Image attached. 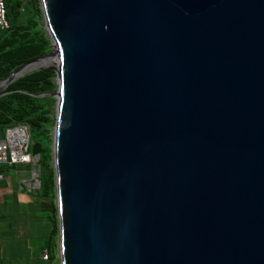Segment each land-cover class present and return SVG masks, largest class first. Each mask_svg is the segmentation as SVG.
<instances>
[{
  "label": "water",
  "instance_id": "95a60500",
  "mask_svg": "<svg viewBox=\"0 0 264 264\" xmlns=\"http://www.w3.org/2000/svg\"><path fill=\"white\" fill-rule=\"evenodd\" d=\"M38 1L58 264H264V0Z\"/></svg>",
  "mask_w": 264,
  "mask_h": 264
},
{
  "label": "trees",
  "instance_id": "16d2710c",
  "mask_svg": "<svg viewBox=\"0 0 264 264\" xmlns=\"http://www.w3.org/2000/svg\"><path fill=\"white\" fill-rule=\"evenodd\" d=\"M27 2L32 4L33 12L20 15L22 10L20 0H5L8 26L3 28L5 31L0 34V79L21 62L34 55L45 53L49 49V41L38 20L35 0H27ZM38 60L34 61V64ZM52 76L53 71L49 67L33 69L14 78L0 93V138L4 135L5 127L18 123H26L29 131L32 128L37 129V132L44 137L45 145L38 140L40 142L39 184L34 190L38 193L37 201L40 204L48 202L47 207L51 210L47 218L52 221V227L40 251L41 256L43 249L46 250L47 258L50 256L48 244L54 238L51 239L50 234L54 235L56 228L55 206L51 199L54 180L48 161L49 125L53 122L52 96L48 92L53 88ZM17 164L0 163V173L2 175L7 173ZM25 164L29 169L30 162Z\"/></svg>",
  "mask_w": 264,
  "mask_h": 264
},
{
  "label": "rangeland",
  "instance_id": "374dc122",
  "mask_svg": "<svg viewBox=\"0 0 264 264\" xmlns=\"http://www.w3.org/2000/svg\"><path fill=\"white\" fill-rule=\"evenodd\" d=\"M21 2V1H20ZM37 14H38V20L40 25L42 26V16L40 11V5L39 1L35 0ZM20 15L23 14H31L33 11L32 4L30 2H24L20 5ZM43 28V27H42ZM5 31L3 28H0V34ZM44 31V30H43ZM45 34V33H44ZM41 59L38 60V63ZM53 59L49 58L47 59V64L51 65L53 64ZM54 79V74L52 76V80ZM55 88V83L53 80V88L48 93L52 96V104H51V111L52 116H54L55 111V97L51 93ZM52 125L53 122L49 125V133H48V154H49V165L50 170L52 173L53 178V168L51 165V136H52ZM29 137L31 139L41 140L42 144L45 145V141L43 140L44 137L41 136L37 129H31L29 131ZM32 164V162H30ZM18 168L22 169L23 175L25 173H28L30 169L26 167V164L24 163H18ZM16 165V166H17ZM34 166V162L32 164ZM13 172V171H9ZM54 183L52 185L51 189V199L55 206V199H54ZM38 188V186L35 187V189ZM24 191L26 192L28 196L34 195L36 197L37 191L34 189H30L28 187H24ZM30 191V192H29ZM36 192V193H35ZM40 199V198H38ZM48 202H43L36 207L30 209L23 213L21 212V215L19 218V224L18 227L11 226L10 230L1 233L0 232V262L1 264H58V256H57V225L55 228L54 235L53 233L50 234L51 239L53 238V241H50L48 246L50 247L49 251V257L47 259H43L40 256V251L42 250L41 247L44 245V242L46 241V238L49 237V231L52 227V221L47 218V216L50 214L51 210L49 207H47ZM23 211V210H22ZM56 212V211H55ZM15 214V213H14ZM11 217L17 218L16 216H13V213L11 214ZM56 216V215H55ZM56 220V217H55Z\"/></svg>",
  "mask_w": 264,
  "mask_h": 264
},
{
  "label": "crops",
  "instance_id": "0c3cea01",
  "mask_svg": "<svg viewBox=\"0 0 264 264\" xmlns=\"http://www.w3.org/2000/svg\"><path fill=\"white\" fill-rule=\"evenodd\" d=\"M29 169L30 171L23 175L22 169L18 168L17 165L9 170L13 171L12 173L8 171L0 177L1 233L10 230L11 226L18 227V217L21 215V212L25 213L28 210L27 208L32 209L40 204L34 195L28 196L26 193L27 189L26 192L23 189L25 186L28 187L29 178H31V164ZM12 213L13 216L17 215V218L11 217Z\"/></svg>",
  "mask_w": 264,
  "mask_h": 264
},
{
  "label": "built area",
  "instance_id": "2783aa9c",
  "mask_svg": "<svg viewBox=\"0 0 264 264\" xmlns=\"http://www.w3.org/2000/svg\"><path fill=\"white\" fill-rule=\"evenodd\" d=\"M24 3L26 0H20ZM8 26V18L6 16L5 0H0V28ZM30 148L29 128L26 123H18L5 127L4 135L0 138V163H27L32 162V158L28 149ZM31 164V169L34 166ZM0 177L2 174L0 173ZM38 186L35 176L29 178L28 188L34 189ZM42 258H47V252L43 249Z\"/></svg>",
  "mask_w": 264,
  "mask_h": 264
},
{
  "label": "bare ground",
  "instance_id": "6f19581e",
  "mask_svg": "<svg viewBox=\"0 0 264 264\" xmlns=\"http://www.w3.org/2000/svg\"><path fill=\"white\" fill-rule=\"evenodd\" d=\"M40 58H41V60H40L39 63H41V62H47V59L52 58V56L48 55V56H44V57H40Z\"/></svg>",
  "mask_w": 264,
  "mask_h": 264
}]
</instances>
